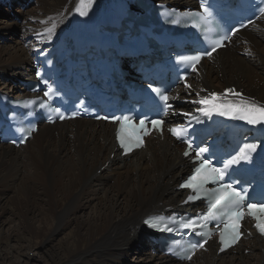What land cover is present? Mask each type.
I'll return each instance as SVG.
<instances>
[{"label":"bare ground","instance_id":"bare-ground-1","mask_svg":"<svg viewBox=\"0 0 264 264\" xmlns=\"http://www.w3.org/2000/svg\"><path fill=\"white\" fill-rule=\"evenodd\" d=\"M27 1L0 0V41L14 37L0 44V91L20 97L26 96L20 81L33 80L34 52L67 32L81 4L33 0L22 9ZM153 1L182 8L196 0ZM231 38L195 66L190 87L172 93L182 110L201 107L198 101L210 93L264 106V13ZM117 135L114 125L74 119L38 125L23 146L1 144L0 219L9 209L13 230L0 243L22 241L29 249L54 244V264H264V240L253 233L222 254L208 241L186 262L153 253V234L143 221L184 209L178 206L186 193L178 190L190 157L165 128L125 155L116 147Z\"/></svg>","mask_w":264,"mask_h":264},{"label":"snow or ice","instance_id":"snow-or-ice-1","mask_svg":"<svg viewBox=\"0 0 264 264\" xmlns=\"http://www.w3.org/2000/svg\"><path fill=\"white\" fill-rule=\"evenodd\" d=\"M89 2H91V0H89ZM83 3L84 0H81L82 5ZM201 7L204 8L203 3L201 4ZM261 11H264V9H261ZM205 12H207L206 8ZM80 14L85 15L86 13L80 11ZM201 19H204V17L201 16ZM224 39H227V37ZM221 46L222 41L217 40L211 51H207L204 54L211 56L212 53ZM201 58V55H195L190 57L184 56L179 59L181 62L190 64L193 69H195V65L200 62ZM188 87H190V85H188ZM153 91L157 93L166 108L171 107V105L168 104L169 97L167 95L162 94L158 89H153ZM233 91V89L226 90L227 93H231ZM50 92H52L51 87H49L48 92H46L45 95H48ZM198 103L219 112L221 115L235 114L238 118L245 120L250 125H264V106H257L255 104H222L218 102L217 93H210L208 96L198 101ZM104 119H108V117H104ZM112 119L120 121V129L118 130L117 139L120 142V146L126 152H130L134 147L142 146L143 138L141 132H143L144 135L148 134V130L145 128V120H140L139 127L137 128L131 123L129 117L127 116L123 118L112 117ZM151 124L153 128H161L163 121L152 120ZM170 131L178 139L182 138V130L173 128L170 129ZM186 142L188 143V147L191 149L193 147L192 142ZM256 149V144H245L236 155L223 162V167L214 166L211 159L205 157L204 154L208 152V148L198 147L195 149V159L198 161V166L195 167L193 174L188 177L185 183L181 184V187L191 189L194 193V195L188 196V201L199 199L201 195H203L207 199V211L196 219L182 221L180 224L181 228L195 231L198 220L219 221L223 224V229L220 231L219 238L221 251H224L226 247H230L240 239L241 221L245 215L252 217L255 220L254 226L261 234H264V200L246 203V199L248 197L247 189H237L233 187L232 184L220 183L224 180L230 167L239 164L241 161H249L251 159V153L255 152ZM184 154L188 156L189 152L186 151ZM208 183L218 184L219 186L208 189L205 187ZM158 219L162 220L163 218ZM144 223L149 227L158 226L151 219L145 220ZM162 230L169 232L173 231V229L167 226H165ZM197 235H200V233H197ZM195 247L196 245H193V248ZM200 247H203V244H200ZM191 258V255L187 256V259Z\"/></svg>","mask_w":264,"mask_h":264},{"label":"rangeland","instance_id":"rangeland-1","mask_svg":"<svg viewBox=\"0 0 264 264\" xmlns=\"http://www.w3.org/2000/svg\"><path fill=\"white\" fill-rule=\"evenodd\" d=\"M18 6L21 7V5ZM16 7L17 6H15V8ZM32 10H35V5L33 6ZM8 11H10V14H12V8H9ZM12 37L11 36L6 37L5 39L0 41L1 42L0 44H3L2 42L4 40L6 41L7 38L9 42ZM98 165L101 164L99 163ZM7 210L8 211L5 212L0 219L1 221L0 238H6L8 233H10L13 230L12 225L10 226L9 224V218H10L9 209ZM25 246H26L25 243L22 241L11 240L8 243L2 241L0 243V264H54L53 258H56L55 252L57 251V249H55L54 244L51 247H42V248L36 247L34 249H29L28 247L26 248ZM133 252L136 251L132 249L129 253V260L132 261L135 258L134 255L131 254ZM55 264H58V261H56Z\"/></svg>","mask_w":264,"mask_h":264}]
</instances>
